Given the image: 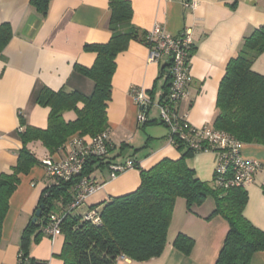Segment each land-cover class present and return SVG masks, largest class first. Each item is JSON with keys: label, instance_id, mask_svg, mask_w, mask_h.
<instances>
[{"label": "crops", "instance_id": "crops-1", "mask_svg": "<svg viewBox=\"0 0 264 264\" xmlns=\"http://www.w3.org/2000/svg\"><path fill=\"white\" fill-rule=\"evenodd\" d=\"M192 0H129L131 24L140 32H149L155 23L171 35L183 29L192 30L193 51L189 59L190 82L187 97L178 105V112L195 127L212 126L216 115V98L221 79L229 60L241 49L244 39L255 28L264 25V0H195V8L183 6ZM109 0H49L46 12L38 11L30 0H0V24L8 23L12 36L0 53V173H10L17 163L22 147L20 119L26 125L45 129L49 108L37 104L41 87L65 92L78 91L91 95L93 81L77 71L76 65L91 67L96 53L87 44L106 43L111 35ZM251 69L264 76V52L253 62ZM170 80L165 58L148 61V47L131 40L115 58L111 77L110 99L107 101V130L111 149L106 161L134 167L109 177L106 165L96 168L91 176L100 185L87 198L77 215L85 214L92 206L136 190L140 171L148 170L162 159L176 160L179 150L167 139V128L158 118V109L146 110V124L138 119L140 107L130 95L131 89H143L154 101L165 97ZM77 106L80 108L82 103ZM64 121H73L76 113L65 111ZM76 136V135H74ZM87 137V136H86ZM27 148L39 161L44 157L61 160L67 154L65 143L50 153L39 140ZM241 154L256 159L261 168L253 182L245 186L247 202L244 217L264 231V146L243 143ZM37 161L28 172L19 175V183L8 201V210L1 226L0 264H18L21 234L39 205L42 191L55 183ZM186 164L202 181L212 183L215 155L196 152L186 158ZM93 207V208H95ZM214 209L212 197L188 211L185 200L177 198L168 229V239L160 256L147 261L128 258L113 264H214L222 247L227 221L220 215L207 217ZM78 210V209H77ZM178 233L194 240L188 255L176 249L172 242ZM28 243V256L46 264H63L59 257L63 234L54 239L41 235ZM249 264H264V251L255 252Z\"/></svg>", "mask_w": 264, "mask_h": 264}, {"label": "trees", "instance_id": "trees-1", "mask_svg": "<svg viewBox=\"0 0 264 264\" xmlns=\"http://www.w3.org/2000/svg\"><path fill=\"white\" fill-rule=\"evenodd\" d=\"M30 3L44 14L49 0H30ZM109 9V40L103 44L85 45L87 50L96 53L95 60L88 68L75 66L77 71L93 81L91 95L85 96L78 91L65 92L63 89L52 90L43 86L37 93L36 102L49 108L47 127H32L26 125L22 117L20 119L24 127L19 132L22 147L18 152L17 163L10 173H0V238L8 201L19 183V175L28 172L38 161L27 144L39 140L52 153L64 143L66 146V142L74 135L93 137L107 130L106 106L110 99L111 77L115 71L117 54L125 50L131 40L150 45L147 34L131 24L132 8L129 0H109ZM11 36L10 25L0 24V53ZM263 52L264 25L247 35L241 49L229 60L219 84L217 112L211 126L227 132L242 143L262 146L264 76L251 67ZM168 85L169 82L167 88ZM79 102L82 103L80 108L77 106ZM69 110L75 111L76 118L66 122L62 115ZM146 123L145 120L141 124ZM173 146L184 150L180 158L162 159L150 169L141 170L140 184L136 190L111 198L98 205L100 208L92 206L100 215L101 223L98 225L83 220V215L72 214L80 207L67 211L66 206L73 198V187L80 176L89 175L92 178L91 174L96 168L104 165L108 168L107 156L89 157L80 174L68 181H56L45 187L39 200V205H43L41 215L35 222L29 220L21 234L20 264H46L28 256V243L32 233L34 240L43 235L40 226L51 213L62 217L60 234H63L64 242L59 257L63 264H113L119 256L138 262L147 261L160 256L165 248L176 199L183 198L190 211L193 206L203 204L209 196L213 198L214 209L207 219L220 215L228 223V230L214 264H249L255 252L264 251V231L251 224L243 215L247 202L245 188L224 187L216 181L215 175L212 183L200 180L186 164V158L196 152L181 141ZM41 160L38 161L40 164ZM261 189L264 194V184ZM193 244L194 240L182 233H178L172 242L176 249L186 255L190 253Z\"/></svg>", "mask_w": 264, "mask_h": 264}, {"label": "built area", "instance_id": "built-area-1", "mask_svg": "<svg viewBox=\"0 0 264 264\" xmlns=\"http://www.w3.org/2000/svg\"><path fill=\"white\" fill-rule=\"evenodd\" d=\"M197 2L183 1V6L195 8ZM148 61L158 62L165 58L169 65L170 81L167 93L162 101H154L149 98L143 89H131L130 95L134 102L140 107L138 115L139 122L146 120V110L152 106L158 109L159 121L167 128V139L172 145L179 141L184 143L194 152H211L215 155L214 177L224 187L242 186L245 187L253 182L255 173L261 168V163L256 159L245 158L241 154L243 143L236 140L225 131H220L211 126L195 127L190 125L183 115L178 112V103L187 97V86L191 80L189 75V59L193 48L192 30L183 29L177 35H171L164 31L163 27L155 23L152 29L147 32ZM108 130L93 137L73 136L66 142L67 154L61 160H53L51 157H44L41 164L46 175L56 181H68L74 175L83 170L86 160L89 157L104 158L110 149ZM134 166L132 160L124 164L109 163V177L116 175ZM89 175H82L74 184V195L67 204V211L75 210L84 205L89 196L99 189ZM83 220L90 221L94 225L101 223L97 209L90 208L82 216ZM62 217L51 213L41 224L42 234L54 239L61 233L60 223ZM125 259L119 256L118 260ZM18 264L22 262V252L17 256ZM39 264V263H36Z\"/></svg>", "mask_w": 264, "mask_h": 264}, {"label": "water", "instance_id": "water-1", "mask_svg": "<svg viewBox=\"0 0 264 264\" xmlns=\"http://www.w3.org/2000/svg\"><path fill=\"white\" fill-rule=\"evenodd\" d=\"M43 205H39L38 209L35 211L34 213V217L32 218V222H35L36 219L41 215V209H42Z\"/></svg>", "mask_w": 264, "mask_h": 264}, {"label": "rangeland", "instance_id": "rangeland-1", "mask_svg": "<svg viewBox=\"0 0 264 264\" xmlns=\"http://www.w3.org/2000/svg\"><path fill=\"white\" fill-rule=\"evenodd\" d=\"M80 211H82V209L75 210V211L72 212V214H75L76 215L77 212H80Z\"/></svg>", "mask_w": 264, "mask_h": 264}]
</instances>
